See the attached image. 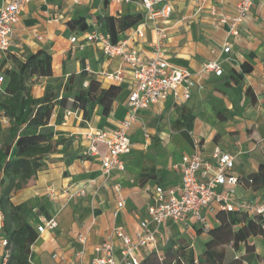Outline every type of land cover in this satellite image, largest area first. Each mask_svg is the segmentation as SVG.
Wrapping results in <instances>:
<instances>
[{"label":"crops","instance_id":"1","mask_svg":"<svg viewBox=\"0 0 264 264\" xmlns=\"http://www.w3.org/2000/svg\"><path fill=\"white\" fill-rule=\"evenodd\" d=\"M9 1L0 0V8ZM167 1L174 13L163 24L167 35L161 45L172 65L191 71L195 81L192 95L183 98L179 86L178 96L171 93L165 100L139 110L130 129L133 147L125 157L126 170L108 176L102 169L107 147L99 142L98 152H92L91 135L96 130L120 125L127 116L128 97L135 80L120 56H106L99 44L84 40L82 33L72 30L68 22L85 14L90 30L99 31H105L102 18L107 15L142 14L143 22L146 11L140 2L90 0L75 4L74 0H30L22 9L14 43L8 51L0 50L3 92L6 70L15 66V59L24 60L28 50L40 49L52 54L53 73L51 77L33 78L31 91L35 97L41 96L53 80L66 81L83 71L97 78L103 87H122L109 116L103 114L101 106L89 121L84 120L82 112L66 114L64 122L56 125V138L66 139L68 154L77 157L69 163L65 153H53V161L38 173L36 182L14 193L15 203L29 202L33 206L36 227L42 216L58 222L57 227L39 232L31 247L32 264H91L96 255L94 245L110 237L119 245L115 228L122 227L135 235L140 220L147 216L148 186L159 183L167 188L179 187L182 158L194 152V138L201 142L204 159L213 163L216 146L230 151L236 157L234 172L238 175L247 176L264 164V0L255 1L252 15L240 24L237 35L231 33L229 23L222 22L221 16H235L239 0ZM137 25L121 29L117 42L128 40L130 50L148 58L156 50L158 24L148 22L144 38H129ZM74 34L78 36L77 42L70 39ZM227 45L228 52L224 50ZM209 62L219 64L223 73L206 71L204 64ZM244 66L250 71L245 72ZM120 68L124 69L122 80L107 77ZM259 141L262 142L258 145ZM235 197L263 202L264 188L240 183ZM121 200L125 201L123 208L118 207ZM203 214L210 229L225 222V211L215 203L204 208ZM243 224L234 225L232 232ZM155 227L150 224V228ZM208 231L190 218L186 222L169 219L159 227L156 242L141 250V264H178L177 252L182 248L192 249L195 263L199 264L211 239ZM80 235L86 237L84 243L80 242ZM225 247L231 258L228 264H264V237L260 234L250 235L237 248L233 241ZM116 253L120 257L119 250Z\"/></svg>","mask_w":264,"mask_h":264},{"label":"built area","instance_id":"2","mask_svg":"<svg viewBox=\"0 0 264 264\" xmlns=\"http://www.w3.org/2000/svg\"><path fill=\"white\" fill-rule=\"evenodd\" d=\"M30 0H10L0 8V50L8 51L14 43L16 26L20 20L23 7ZM90 0H74L75 4H82ZM108 1V0H99ZM117 3H129L132 0H109ZM146 11L143 22L137 25L129 38L146 36V24L157 22L156 31L158 41L156 50L152 56L143 58L135 49H129L128 40L114 42L112 35L107 31L97 29L82 32L83 39L100 45L103 53L108 57L120 56L123 62L131 68L135 80V87L128 97V113L115 129L96 130L92 135V152H98L97 143L101 142L107 147V152L102 157V169L105 175L114 171H125V157L132 151L133 143L130 136V129L137 121L139 110L149 107L173 95L178 96V87H182V96L188 99L192 95L195 85L190 70L172 65L167 59L161 45V40L166 37V27L163 25L166 20L172 17L174 8L167 0H138ZM256 0H239L236 8L237 14L233 17L221 16L222 22H228L231 33H239L240 24L252 15ZM72 42L78 41V36H71ZM83 45V43H81ZM224 50L228 52L230 45ZM206 71H214L217 75L223 73V69L216 62L204 64ZM124 69L120 68L109 73L108 78L113 80L123 79ZM4 76H0V82ZM88 85V81L84 82ZM73 111H67V115ZM0 122L9 124V118L0 114ZM190 135L193 131L189 130ZM262 141L258 142V145ZM194 152L186 154L182 158V177L179 187L167 188L159 183L148 186L150 202L147 207V216L140 220V228L135 235L128 234L122 227L114 230V236L119 241L117 246L112 237L94 245L96 255L91 259V264H141V250L153 245L157 239L159 227L169 219L176 222H186L189 218L199 224L205 231L210 229V224L203 209L211 204H217L221 211H239L249 216L261 215L264 217V201L237 200L235 188L243 183L241 175L234 172L236 157L228 150L216 146L213 151L215 163L205 160L200 152L201 142L193 140ZM202 175V177H200ZM225 186L224 189H219ZM125 201L118 202V207L123 208ZM155 224V229L150 224ZM4 214L0 209V264H8L10 249L7 247L8 240L2 233ZM58 226L55 218L42 216L41 224L38 225V232L47 228L53 229ZM80 242L84 243L86 237L80 235ZM117 250L120 257L117 256ZM80 253H83L81 251ZM79 253V254H80ZM56 257V255H54ZM31 259V257H30ZM66 264H73L72 262Z\"/></svg>","mask_w":264,"mask_h":264},{"label":"trees","instance_id":"3","mask_svg":"<svg viewBox=\"0 0 264 264\" xmlns=\"http://www.w3.org/2000/svg\"><path fill=\"white\" fill-rule=\"evenodd\" d=\"M142 17V14L107 15L102 18V25L117 42L118 32L139 24ZM68 26L78 33L91 29L85 14L71 18ZM52 62L49 51L28 50L24 60L16 58L15 66L6 70V88L0 95V114L9 118L0 141V209L4 214L2 233L10 249L8 264H32L31 247L39 236L33 220V206L27 202L15 203L12 199L14 193L36 182L38 173L53 161V153H65L69 156V163L77 157L68 154L66 139L56 138V125L64 122L67 111L82 112L84 120L89 121L96 108L101 106L103 114L109 116L122 91L120 85L103 87L97 78L83 71L71 75L66 81L53 80L55 84L48 83L44 93L35 97L31 91L33 78L51 77ZM244 71L248 72L250 68L244 66ZM85 80H88L87 86ZM54 117L55 123L52 124ZM0 128H4L1 122ZM60 145L63 147L59 148ZM242 182L254 189L264 188V164L258 171L243 176ZM43 210L41 207L40 211ZM224 221L220 227L209 229L211 239L205 245V258L200 259L199 264H228L231 258L225 245L229 241H233L237 248L250 235L264 237V217L261 215L225 211ZM239 223L244 224L232 232L231 228ZM177 261L178 264H196L193 250H178Z\"/></svg>","mask_w":264,"mask_h":264},{"label":"rangeland","instance_id":"4","mask_svg":"<svg viewBox=\"0 0 264 264\" xmlns=\"http://www.w3.org/2000/svg\"><path fill=\"white\" fill-rule=\"evenodd\" d=\"M53 84H55V83H53ZM1 94H4V92L0 90V95H1ZM6 126H8V125H5L4 128H0V141H1V138L3 137V135H4V129L7 128ZM15 193H16V192H15ZM27 203H29V202H27ZM29 204H30V203H29ZM30 205H31V204H30Z\"/></svg>","mask_w":264,"mask_h":264}]
</instances>
